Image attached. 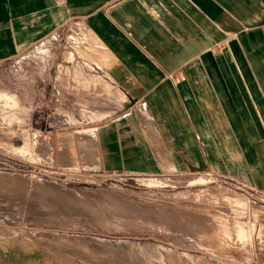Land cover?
I'll use <instances>...</instances> for the list:
<instances>
[{
	"label": "crops",
	"instance_id": "crops-1",
	"mask_svg": "<svg viewBox=\"0 0 264 264\" xmlns=\"http://www.w3.org/2000/svg\"><path fill=\"white\" fill-rule=\"evenodd\" d=\"M19 88L58 168L264 192V0H0V105ZM77 105L92 122L48 125Z\"/></svg>",
	"mask_w": 264,
	"mask_h": 264
},
{
	"label": "rangeland",
	"instance_id": "rangeland-1",
	"mask_svg": "<svg viewBox=\"0 0 264 264\" xmlns=\"http://www.w3.org/2000/svg\"><path fill=\"white\" fill-rule=\"evenodd\" d=\"M23 99L0 105V264H264V197L244 183L58 168L33 136L40 96ZM77 106L48 125L92 122Z\"/></svg>",
	"mask_w": 264,
	"mask_h": 264
},
{
	"label": "built area",
	"instance_id": "built-area-1",
	"mask_svg": "<svg viewBox=\"0 0 264 264\" xmlns=\"http://www.w3.org/2000/svg\"><path fill=\"white\" fill-rule=\"evenodd\" d=\"M89 121V120H88ZM243 185H245V184H243ZM246 186V185H245ZM253 193H256L258 196H260V197H264V192H261V191H255V190H253Z\"/></svg>",
	"mask_w": 264,
	"mask_h": 264
},
{
	"label": "bare ground",
	"instance_id": "bare-ground-1",
	"mask_svg": "<svg viewBox=\"0 0 264 264\" xmlns=\"http://www.w3.org/2000/svg\"><path fill=\"white\" fill-rule=\"evenodd\" d=\"M86 134V133H85ZM89 140V139H88Z\"/></svg>",
	"mask_w": 264,
	"mask_h": 264
}]
</instances>
